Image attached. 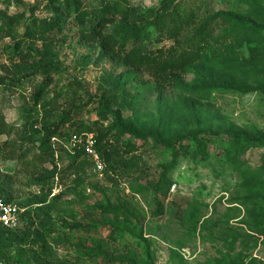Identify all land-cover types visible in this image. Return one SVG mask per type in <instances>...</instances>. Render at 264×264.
I'll use <instances>...</instances> for the list:
<instances>
[{
  "label": "rangeland",
  "instance_id": "1",
  "mask_svg": "<svg viewBox=\"0 0 264 264\" xmlns=\"http://www.w3.org/2000/svg\"><path fill=\"white\" fill-rule=\"evenodd\" d=\"M101 6L103 36L137 25L177 68L153 79L86 41ZM47 60L49 84L32 68ZM0 82L14 128L0 136V192L29 208L17 238L0 232L6 264H264V233L250 232L264 148L225 134L264 131V0H0ZM46 124L61 141L92 134L104 178L88 158L40 157Z\"/></svg>",
  "mask_w": 264,
  "mask_h": 264
},
{
  "label": "trees",
  "instance_id": "2",
  "mask_svg": "<svg viewBox=\"0 0 264 264\" xmlns=\"http://www.w3.org/2000/svg\"><path fill=\"white\" fill-rule=\"evenodd\" d=\"M108 11H109V7L101 6V9L98 8L96 12L92 15L91 19L85 25L82 26L80 33L86 39V41L95 42L98 39L102 38L103 42L108 47H110L112 54L120 58L124 64L131 66L137 72H142L143 74H146L153 79L165 78L177 68L179 64V56H177V54L161 61L156 54L148 53L144 43L145 40L143 39L142 29L137 25L121 23L115 27V29L111 34H105L103 36V32L105 31L109 23V19L106 17V12L108 13ZM47 61L48 62L44 64L41 63L33 66L32 68L35 70V72L37 73L41 72L43 75H45L46 79L44 80V82L49 84L50 83L49 76L52 71V66L54 62L51 60H47ZM5 87L6 84L0 82V88H5ZM12 131H14V128L8 126L4 121L2 122V118L0 117V136L10 135ZM73 134H79V133H73ZM225 134L227 137H229L231 140H233L236 143L237 147L241 148V151H245L251 148H264V131H258L253 135H247L242 133L235 134L231 132H226ZM71 135L72 134H70L67 138H69ZM42 136L43 138L41 141V147L39 148L40 157L48 158L53 163L54 157H53V149L51 147V139L57 138L56 137L57 135L55 131L51 130V128L46 124L42 128ZM95 141H96V151L100 155L101 159L104 161L107 172V170H109L108 167L110 166H107L106 162H108L109 159L107 158V154L102 151L100 142H98L97 139H95ZM178 142H183V140H180ZM28 152L29 151L26 152L24 151L23 153H21L20 158L21 159L26 158ZM62 156H65L66 158L70 159L72 161V164L81 162V160L86 161L85 160L86 156L83 153H77L75 156H69L66 154H63ZM176 158L177 157L174 156L175 160ZM55 173H56L55 169H53L49 173H46L45 175L47 176L46 177L47 180L51 179L55 175ZM253 176L256 177L258 183L256 182L255 185H257V187L259 188L257 189L256 195L254 196V200L257 203H264V194L263 191L261 190V188L264 187V168L262 167ZM0 199L4 200L5 202H13L8 198L3 197L2 192H0ZM28 210L29 208L22 216L21 218L22 222H24ZM44 211L45 208L37 209L34 213V217L38 219L40 217V214H42ZM257 219L262 221V223L259 224V229L257 228L255 230L250 231L252 234H256V235L264 233L262 232V224L264 225V213L259 215ZM28 221L34 224L31 218H29ZM42 221L43 219L41 218V221L39 223L40 227H43ZM43 222L44 224H46V221ZM19 231L20 229L16 231H8L0 228V232L9 233L8 234L9 238L10 237L17 238L18 237L17 234L19 233ZM34 235L36 238L42 239L43 246L47 247V244L43 238L42 233L35 232ZM33 243H37V241L34 240ZM0 261H4V260L0 259Z\"/></svg>",
  "mask_w": 264,
  "mask_h": 264
},
{
  "label": "built area",
  "instance_id": "3",
  "mask_svg": "<svg viewBox=\"0 0 264 264\" xmlns=\"http://www.w3.org/2000/svg\"><path fill=\"white\" fill-rule=\"evenodd\" d=\"M53 157L58 160L63 154L75 156L83 153L88 158L94 173L99 178L106 175V165L96 151L95 137L90 133L72 134L65 141L57 138L51 139ZM27 211L20 203L5 202L0 199V228L8 231H16L22 228V216ZM0 264H6L0 261Z\"/></svg>",
  "mask_w": 264,
  "mask_h": 264
}]
</instances>
